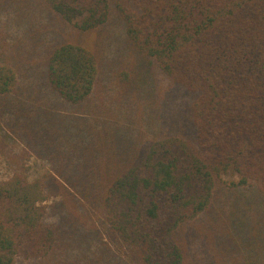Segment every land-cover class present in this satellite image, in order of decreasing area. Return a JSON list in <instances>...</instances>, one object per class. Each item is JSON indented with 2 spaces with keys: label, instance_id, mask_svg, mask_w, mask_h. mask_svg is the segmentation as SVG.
<instances>
[{
  "label": "trees",
  "instance_id": "trees-1",
  "mask_svg": "<svg viewBox=\"0 0 264 264\" xmlns=\"http://www.w3.org/2000/svg\"><path fill=\"white\" fill-rule=\"evenodd\" d=\"M44 2L82 33L108 24L114 7L136 53L194 97L190 135L157 137L142 156L112 162L94 179L71 181L56 169L89 206L99 204L132 260L191 264L177 232L210 210L224 176L264 197V0ZM92 50L71 42L48 56V85L66 104L82 106L95 90L100 66ZM3 54L0 99L18 85ZM5 106L0 112L9 122ZM29 171L22 164L0 179V264H25L55 250L46 202L59 188L71 190L54 177L31 180Z\"/></svg>",
  "mask_w": 264,
  "mask_h": 264
},
{
  "label": "rangeland",
  "instance_id": "rangeland-1",
  "mask_svg": "<svg viewBox=\"0 0 264 264\" xmlns=\"http://www.w3.org/2000/svg\"><path fill=\"white\" fill-rule=\"evenodd\" d=\"M112 8L108 24L82 33L44 0H0V51L18 75L15 92L0 99L10 120L0 112V179L24 164L31 180L55 178L72 192L59 188L46 202L55 250L25 264H138L99 204L89 206L61 177L94 179L112 162L142 156L157 137L191 134L194 97L136 53ZM71 42L93 49L100 66L92 96L78 107L47 82L49 54ZM237 181L224 176L210 210L177 232L189 263L264 264V197Z\"/></svg>",
  "mask_w": 264,
  "mask_h": 264
}]
</instances>
